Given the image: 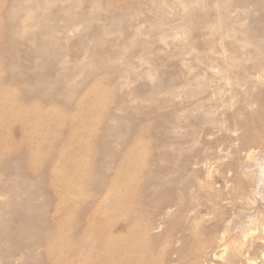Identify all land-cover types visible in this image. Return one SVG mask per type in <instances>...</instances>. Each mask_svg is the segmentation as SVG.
Segmentation results:
<instances>
[{
	"label": "rangeland",
	"instance_id": "374dc122",
	"mask_svg": "<svg viewBox=\"0 0 264 264\" xmlns=\"http://www.w3.org/2000/svg\"><path fill=\"white\" fill-rule=\"evenodd\" d=\"M235 255L264 264V0H0V264Z\"/></svg>",
	"mask_w": 264,
	"mask_h": 264
},
{
	"label": "bare ground",
	"instance_id": "6f19581e",
	"mask_svg": "<svg viewBox=\"0 0 264 264\" xmlns=\"http://www.w3.org/2000/svg\"><path fill=\"white\" fill-rule=\"evenodd\" d=\"M26 58V57H24ZM27 68V67H26ZM18 80L19 82H24V79L22 78V76L20 77V79H16ZM29 80V79H28ZM25 83V82H24ZM28 84V83H27ZM30 84V83H29ZM21 85V84H20ZM19 87V85H18ZM22 87H24V90H22L23 93H21L20 95V101L21 102H30V103H37L38 101L40 102H43L45 101L44 97L42 96H39L37 94H35L34 90H29L27 86L25 85H22ZM21 88V86H20ZM48 96V95H47ZM46 97V96H45ZM17 131L19 133H22L23 131H25V128L23 125H21ZM91 207V204H83L81 205V209H80V212H81V216L79 218V220L81 221L83 218H85V212L87 211L88 208ZM263 213V212H262ZM88 219V217H86ZM260 222V217L257 216L256 218L253 219V221L251 222V225H249V228L247 230H244L243 233H246L248 231L251 232V234H255V230L256 229H259V224L261 225L262 223H259ZM45 225L46 226H53V225H56V222H53L52 219H48L46 220L45 222ZM128 228V223H126L124 226H122V228L120 229V232H118L117 234H107L106 237H103V234L100 232L99 235L102 236L103 238V241L101 243H99V245L97 244H92L91 245V248L95 251L96 249H102V250H110V251H115V250H125L126 249H130L124 242L125 240V234L123 231H125L126 229ZM263 228V227H262ZM82 233H83V230H82ZM84 234H81V235H74L73 237L75 239H78L81 241L83 240V237H84ZM145 236V234H144ZM73 237H69L67 236V239H66V242H65V253L66 255H78V256H81L82 253L79 252V251H76L75 249H73V247L71 246V243H70V240L73 238ZM197 257V260L199 258H201V256H196ZM237 257V255L233 256L231 258V260L229 261L228 264H233L234 262H236L235 258ZM178 260V258H177ZM196 260V261H197ZM200 260V259H199Z\"/></svg>",
	"mask_w": 264,
	"mask_h": 264
}]
</instances>
